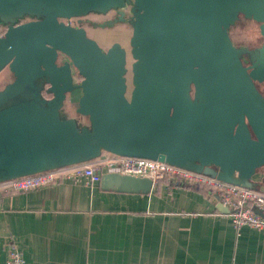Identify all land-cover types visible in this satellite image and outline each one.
<instances>
[{
    "label": "water",
    "instance_id": "95a60500",
    "mask_svg": "<svg viewBox=\"0 0 264 264\" xmlns=\"http://www.w3.org/2000/svg\"><path fill=\"white\" fill-rule=\"evenodd\" d=\"M241 18L261 45L234 44ZM118 24L130 28L129 50L102 48L84 27ZM5 69L0 184L110 154L264 191V0H0ZM97 174L103 190L153 187Z\"/></svg>",
    "mask_w": 264,
    "mask_h": 264
},
{
    "label": "crops",
    "instance_id": "0c3cea01",
    "mask_svg": "<svg viewBox=\"0 0 264 264\" xmlns=\"http://www.w3.org/2000/svg\"><path fill=\"white\" fill-rule=\"evenodd\" d=\"M206 188L168 180L149 194L65 181L0 194V264H264V230L235 229Z\"/></svg>",
    "mask_w": 264,
    "mask_h": 264
},
{
    "label": "built area",
    "instance_id": "2783aa9c",
    "mask_svg": "<svg viewBox=\"0 0 264 264\" xmlns=\"http://www.w3.org/2000/svg\"><path fill=\"white\" fill-rule=\"evenodd\" d=\"M97 171L149 178L153 185L162 180H168L182 186L206 188L217 197L222 206L228 209L229 218L235 229L247 226L257 231L264 230V191L237 187L147 159L122 158L105 154L100 159L89 163L1 183L0 194L27 193L65 181L91 185L100 181ZM5 264H24L23 257L16 247L11 246L9 249Z\"/></svg>",
    "mask_w": 264,
    "mask_h": 264
},
{
    "label": "rangeland",
    "instance_id": "374dc122",
    "mask_svg": "<svg viewBox=\"0 0 264 264\" xmlns=\"http://www.w3.org/2000/svg\"><path fill=\"white\" fill-rule=\"evenodd\" d=\"M107 16L90 15L87 18L94 22H103L108 19ZM88 35L96 40L99 45L107 49L112 43L118 42L127 50H129L128 40L130 37V28L125 24H118L110 29H93L90 26H84ZM230 37L235 45H244L249 48H255L262 43V39L259 35L258 26L251 21L240 19V21L231 29ZM132 62L128 54V67ZM10 81V74L5 69L0 73V89ZM79 97V93L72 95V101L75 102Z\"/></svg>",
    "mask_w": 264,
    "mask_h": 264
},
{
    "label": "flooded vegetation",
    "instance_id": "af4514ba",
    "mask_svg": "<svg viewBox=\"0 0 264 264\" xmlns=\"http://www.w3.org/2000/svg\"><path fill=\"white\" fill-rule=\"evenodd\" d=\"M259 88H260L261 91H264V88H263L262 85H259Z\"/></svg>",
    "mask_w": 264,
    "mask_h": 264
},
{
    "label": "trees",
    "instance_id": "16d2710c",
    "mask_svg": "<svg viewBox=\"0 0 264 264\" xmlns=\"http://www.w3.org/2000/svg\"><path fill=\"white\" fill-rule=\"evenodd\" d=\"M77 94V92H75L73 95Z\"/></svg>",
    "mask_w": 264,
    "mask_h": 264
}]
</instances>
